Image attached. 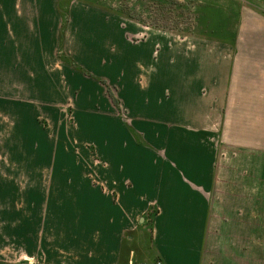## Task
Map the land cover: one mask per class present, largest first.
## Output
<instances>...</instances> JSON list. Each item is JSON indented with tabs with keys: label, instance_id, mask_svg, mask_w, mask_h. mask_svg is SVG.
Returning a JSON list of instances; mask_svg holds the SVG:
<instances>
[{
	"label": "crops",
	"instance_id": "obj_1",
	"mask_svg": "<svg viewBox=\"0 0 264 264\" xmlns=\"http://www.w3.org/2000/svg\"><path fill=\"white\" fill-rule=\"evenodd\" d=\"M57 3H44L49 12L10 17L9 82L31 90V84L44 83L35 79L40 72L33 65V59L41 62L42 56L34 58L33 53L62 47L69 23ZM255 9L261 10L256 4ZM5 17L0 13V37ZM36 29L38 36L52 38L51 48L30 43ZM223 33L230 38L218 44L201 39L190 45L167 42L150 31L137 46L122 43L117 68L112 64L108 74L87 65L89 74L83 75L81 67L74 70L68 80L76 94L74 135L90 142L97 153L99 166L91 175L67 150L65 129L56 117H51L59 132L54 144L47 137L36 139L33 130L41 131L33 129L32 113L17 108L22 115L20 134L29 143L38 141L46 154L32 162L19 157L14 163L47 165L43 173L53 192L42 198L40 236L33 227L37 220L25 223V242L34 245L28 255L46 253V264H130L133 257L144 264H264V255L257 251V221H249L238 243V237L216 236L212 229L220 132L231 85L264 82L256 75L239 74L237 33ZM226 50L228 58L212 54ZM119 74L121 112L115 114L102 77L116 79ZM257 74L264 78L261 71ZM234 94L233 99L239 98L237 91ZM210 107L219 116L217 128ZM24 169L26 178H38ZM232 216L225 214L222 226L232 222Z\"/></svg>",
	"mask_w": 264,
	"mask_h": 264
},
{
	"label": "rangeland",
	"instance_id": "obj_2",
	"mask_svg": "<svg viewBox=\"0 0 264 264\" xmlns=\"http://www.w3.org/2000/svg\"><path fill=\"white\" fill-rule=\"evenodd\" d=\"M57 2V11L64 15L63 21L69 23V26L62 47L56 48L54 52L33 53L34 58L42 56L41 62L33 59V65L34 70L40 72L35 79H41L44 83L31 84V90L24 84L9 82L10 17L15 18L16 14L22 12H49V6L44 4H48L49 0H0V13L6 16L1 21L3 34L0 37V264H46L48 256L39 250L35 256L27 254L28 250L33 251L34 245L25 242V223L37 220L33 227H38L40 236L42 219L39 218L44 216L42 204L45 203L42 198L53 192L48 190V175L44 174L47 165L39 162L14 163L19 157L28 158V161L32 159V162L37 155L46 154L39 147L38 141L29 143L20 134L22 115L20 113L18 116L17 108H27V113H32L35 124L33 129L40 127L41 131L33 130L36 139L44 140L47 137L54 144L58 141L59 132L51 117H56L55 121H60L65 129L67 150L83 166L85 174L91 175L95 167L99 166L97 153L91 148L90 142H82L74 135L76 122L73 109L76 94L71 90L68 80L76 68L81 67L83 75L89 74L86 65L108 74L112 64L117 68L116 52L122 43L137 46L147 38L150 31H157L167 42L171 39V42L191 45L201 39H208L210 44H218L222 39L230 38L223 32L231 30L237 33L238 48L241 49L236 56V59H241L238 62L239 74L256 75L264 79L257 76V71L264 75V0ZM255 4L261 10H256ZM69 17H72L70 21ZM30 34L34 35L30 37V43L38 49H45L47 45L51 48L54 44L52 38L38 36L37 29ZM224 53L227 58L231 55L227 50L212 52L213 55ZM40 63L43 64L42 68L38 67ZM102 78L106 87L105 95L115 107V114L118 110L121 112V75L116 79ZM234 86L231 85L229 91V105L220 132L221 147L212 196L215 207L212 229H216V236L238 237L235 239L238 243L245 231H248L249 221H257V251L264 255V82H246ZM236 91L239 98L233 99ZM29 94L35 99L26 100ZM216 112L210 107L217 128L219 116ZM25 167L38 178H26ZM38 184L41 186H36ZM225 214H232L233 220L222 226ZM222 231L224 234H221ZM54 232H57L56 229ZM53 245L57 246L56 243ZM54 255L55 260L57 253ZM130 264L144 263L133 257Z\"/></svg>",
	"mask_w": 264,
	"mask_h": 264
},
{
	"label": "built area",
	"instance_id": "obj_3",
	"mask_svg": "<svg viewBox=\"0 0 264 264\" xmlns=\"http://www.w3.org/2000/svg\"><path fill=\"white\" fill-rule=\"evenodd\" d=\"M159 264V263H158Z\"/></svg>",
	"mask_w": 264,
	"mask_h": 264
}]
</instances>
